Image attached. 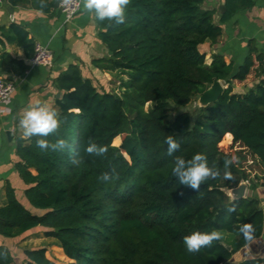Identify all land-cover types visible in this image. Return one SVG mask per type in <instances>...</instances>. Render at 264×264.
I'll list each match as a JSON object with an SVG mask.
<instances>
[{"label": "trees", "instance_id": "1", "mask_svg": "<svg viewBox=\"0 0 264 264\" xmlns=\"http://www.w3.org/2000/svg\"><path fill=\"white\" fill-rule=\"evenodd\" d=\"M6 1L48 14L60 0ZM203 2L131 0L125 24L95 18L108 55L93 60L94 67L128 74L129 79L120 94L103 91L78 66L69 65L55 81L61 92L55 103L61 125L46 139L63 138L70 148L42 151L36 146L40 137L16 141L15 170L26 186L24 197L42 213L25 209L8 185L0 236L16 238L41 228L65 259L54 263L44 248L24 250L25 264H264V257L231 262L260 237L263 215L256 198L226 194L241 182L254 191L264 180L250 177L255 166L264 170V80H257L264 57L249 42L237 71L221 55H212L206 64L199 47L217 44L222 29L214 22L216 11L203 10ZM223 6L220 23L251 8L253 0H224ZM11 44L29 59L35 43L24 27L12 23L0 28V46ZM29 67L1 56V74ZM249 77L251 83L235 87ZM214 81L222 82L224 90L216 102L198 109L193 124L187 115L174 113L173 106L188 105ZM147 104L151 109H145ZM167 135L181 145L173 156L167 154ZM92 143L107 152L89 154L86 148ZM196 153L221 171V177L207 180L199 191L172 175L176 156L188 160ZM233 157L232 179H224V160ZM105 172L118 178L101 183L97 177ZM249 224L251 229L245 227ZM213 229L221 232L220 240L196 254L186 251L185 236ZM12 262L9 251L0 247V264Z\"/></svg>", "mask_w": 264, "mask_h": 264}, {"label": "crops", "instance_id": "2", "mask_svg": "<svg viewBox=\"0 0 264 264\" xmlns=\"http://www.w3.org/2000/svg\"><path fill=\"white\" fill-rule=\"evenodd\" d=\"M224 0H204L201 4L203 10H214V22L222 29V36L217 44L205 43L199 47V51L205 54L206 64L212 61V55H221L226 63H232L234 71L243 64L247 53L248 43L252 42L259 54L264 57V0H253V6L242 9L224 23H220V12ZM225 9V8H224ZM18 24L24 27L34 43L48 47L54 56L50 67H29L25 72L16 71L10 75L0 73V77L15 82L16 89L8 103H0V208L6 204L5 192L9 185L18 202L32 214H36L24 197L25 184L19 178L15 170L18 163L16 155V141L26 140L20 127V119L24 111L37 102H42L57 111L56 100L61 92L56 85V79L69 65H76L84 78L94 81L105 80L114 72H101L94 67L92 61L106 57L107 51L98 38V27L93 14L83 10L82 4L78 15L70 22L65 23L58 6L50 13H42L31 6L11 7L6 0H0V28L5 30L10 24ZM7 54L16 60H21L27 65L28 58L24 56L22 49L11 44L0 46L1 56ZM257 80H264V65ZM256 80V81H257ZM251 77L243 84H235L236 88L245 87L251 83ZM222 84V82H221ZM95 85V84H94ZM223 85V84H222ZM224 87V86H223ZM32 174H35L32 171ZM264 176V170L251 172L250 177ZM245 197H254L259 202L263 215V229L259 238L252 240L242 250L251 249L253 255L247 258L264 257V180L254 191L247 189ZM37 231V228L34 229ZM32 230L26 235L16 238H4L0 236V247H5L16 262L23 249L21 244L27 239H32L41 233ZM239 251V252H240ZM23 253V252H22ZM246 258V259H247ZM239 262V261H238ZM23 263V261H21ZM25 264V263H23Z\"/></svg>", "mask_w": 264, "mask_h": 264}, {"label": "clouds", "instance_id": "3", "mask_svg": "<svg viewBox=\"0 0 264 264\" xmlns=\"http://www.w3.org/2000/svg\"><path fill=\"white\" fill-rule=\"evenodd\" d=\"M62 4L68 5L73 0H61ZM82 4L83 10L100 21H109L116 25L126 23V9L130 5L131 0H78ZM43 4V0H42ZM109 23V27L112 26ZM20 127L23 130V135L26 138L40 137L36 140V146L42 151H64L69 149L68 141L63 138L57 139L55 142H50L46 137L56 134L59 131L61 121L58 119V113L45 103L37 102L35 105L29 106L23 113L20 121ZM167 145V154L173 156L181 145L173 135H167L165 139ZM89 154L102 156L107 152V148L99 146L95 143L89 144L86 148ZM235 157L225 159L223 163L224 179H232L229 172L230 166L233 164ZM172 175L178 179L179 183L199 191L201 184L209 179H217L221 177V171L215 165L209 166L207 157L203 153H196L191 159L185 160L181 156H176L174 159V167ZM118 176L111 173H102L97 179L101 183H110ZM229 208L228 211H234ZM251 229V224L245 226ZM251 239V232L246 233ZM222 238L219 230L213 229L210 232H193L183 238L185 249L190 254L200 252L202 248L211 247L215 241Z\"/></svg>", "mask_w": 264, "mask_h": 264}, {"label": "rangeland", "instance_id": "4", "mask_svg": "<svg viewBox=\"0 0 264 264\" xmlns=\"http://www.w3.org/2000/svg\"><path fill=\"white\" fill-rule=\"evenodd\" d=\"M109 76L103 80V79H99L94 81L95 86L99 89V90H105V91H109V92H113L116 94H120L123 91V84L126 83L129 79L128 74H122L120 72H114V74H108ZM198 97L193 98L191 100V102L184 106V107H179V106H173V111L175 114L177 113H182L185 114L189 117L191 124H193L197 118L198 115V109L200 108L198 105ZM146 110L151 109V104H147L145 106ZM117 145L119 144V139ZM247 186V183H245ZM36 210V209H35ZM38 212H36L37 215H40L42 212L39 210H36ZM35 231V230H34ZM41 231V228H37V231H35L34 234L36 233H41L39 232ZM29 233H26V235H28ZM22 246H20L23 251L24 250H33V249H41L44 248L46 250L45 253V257L49 260L52 261L54 263H60V262H65V259L62 255V250L56 246V241L52 238H46L44 236V233L42 232V235H38L36 237H32V239H27L25 242H23L21 244ZM22 251V252H23ZM21 252V254H23ZM253 255V250L251 249H244L240 252H237L235 255H233L231 262H238L241 260L246 259L247 257H250ZM20 258H17L16 262H18V264H23L25 263V258L24 256L22 257V255L20 256ZM21 261H23V263H21Z\"/></svg>", "mask_w": 264, "mask_h": 264}, {"label": "built area", "instance_id": "5", "mask_svg": "<svg viewBox=\"0 0 264 264\" xmlns=\"http://www.w3.org/2000/svg\"><path fill=\"white\" fill-rule=\"evenodd\" d=\"M58 9L63 15L64 22L67 23L78 15L81 9V3H78V0H73L71 4L64 5L60 0ZM53 59V53L48 47L35 43L28 63L30 67H50ZM15 89V82L0 77V103H8Z\"/></svg>", "mask_w": 264, "mask_h": 264}, {"label": "water", "instance_id": "6", "mask_svg": "<svg viewBox=\"0 0 264 264\" xmlns=\"http://www.w3.org/2000/svg\"><path fill=\"white\" fill-rule=\"evenodd\" d=\"M220 12L224 11V7H220ZM224 87L220 81H214L198 98V105L204 108L217 101L220 94L223 92ZM247 186L245 182H241L236 188L226 191V194L232 199L245 197ZM229 250V248H227Z\"/></svg>", "mask_w": 264, "mask_h": 264}]
</instances>
